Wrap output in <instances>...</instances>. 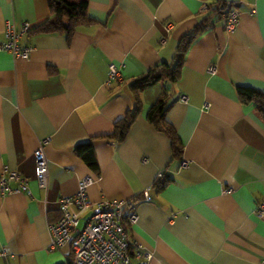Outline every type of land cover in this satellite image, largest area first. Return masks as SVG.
I'll list each match as a JSON object with an SVG mask.
<instances>
[{
	"label": "crops",
	"instance_id": "1",
	"mask_svg": "<svg viewBox=\"0 0 264 264\" xmlns=\"http://www.w3.org/2000/svg\"><path fill=\"white\" fill-rule=\"evenodd\" d=\"M229 1L238 12L231 32L224 13L213 11L216 0H88L90 20L67 38L29 32L51 17L49 0H0V43L7 22L16 29L27 23L19 44L30 48L28 59L0 50V172L22 173L31 192L0 193V264H66L70 247L50 249L48 226L60 199L85 177L93 180L87 191L94 203L139 198L137 221L124 225L131 241L153 253L150 264H261L264 213L255 209L264 200V117L239 101L236 88L264 93V0ZM206 18L178 80L141 92L124 141L106 137L135 107L132 82L171 63L181 38ZM110 64L120 80L108 79ZM163 89L165 121L182 146L176 159L170 137L147 120ZM41 141L47 191L34 172ZM85 142L93 144L97 172L75 153ZM163 171L171 181L156 191Z\"/></svg>",
	"mask_w": 264,
	"mask_h": 264
},
{
	"label": "built area",
	"instance_id": "2",
	"mask_svg": "<svg viewBox=\"0 0 264 264\" xmlns=\"http://www.w3.org/2000/svg\"><path fill=\"white\" fill-rule=\"evenodd\" d=\"M223 13L224 28L231 32L235 28L238 12L231 3H227ZM28 30L27 23H23L20 29H16L13 23L7 22L0 50L28 59L30 48L21 47L19 44L20 38ZM213 70V67L209 66L208 71L213 72ZM108 79H121L117 65H109ZM181 99L185 100V97L182 96ZM45 142H39L33 152V159L37 185L40 189L47 191L49 178L48 159L44 151ZM187 165L188 161L181 159L180 167L185 168ZM161 174L162 172H159L157 176ZM92 182L90 177L79 180L75 194L60 199L59 217L48 226L50 249H59L68 245L71 254L66 264H150L153 253L145 251L141 245L131 241L124 225L125 222L132 225L137 221L136 205L140 201L139 198L104 197L94 203L89 199L87 191V187ZM14 192L31 195L28 178L5 166L0 172V193L3 196ZM142 197L144 200H151L147 190L142 193ZM87 210H91V214L80 226L81 217ZM255 212L259 216L264 213V200L257 203ZM261 264H264V260Z\"/></svg>",
	"mask_w": 264,
	"mask_h": 264
},
{
	"label": "trees",
	"instance_id": "3",
	"mask_svg": "<svg viewBox=\"0 0 264 264\" xmlns=\"http://www.w3.org/2000/svg\"><path fill=\"white\" fill-rule=\"evenodd\" d=\"M229 0H216L213 11L221 14L226 8ZM232 5V3H231ZM51 17L30 29L32 34L65 33L70 38L76 27L85 21H89L87 15L88 0H49ZM209 18L200 21L190 33L185 34L179 41L174 59L171 63L160 62L149 69L144 75L135 79L130 85V91L135 102V107L124 117L114 123L113 132L106 137L117 142H122L128 135L131 125L135 121L141 107V92L161 81L171 85L178 80L183 65V57L193 41L201 35L209 26ZM167 90L163 89L156 102L150 107L147 113V120L158 130L166 133L171 139V150L173 159L180 158L182 146L177 139L173 128L165 121V111L168 106ZM237 97L241 103H253L257 113L264 117V93L249 87L238 86ZM75 153L93 171H98L93 144L91 142L80 143L75 147ZM171 179L166 172L157 176L154 181L156 191L164 189ZM127 224V223H126Z\"/></svg>",
	"mask_w": 264,
	"mask_h": 264
},
{
	"label": "water",
	"instance_id": "4",
	"mask_svg": "<svg viewBox=\"0 0 264 264\" xmlns=\"http://www.w3.org/2000/svg\"><path fill=\"white\" fill-rule=\"evenodd\" d=\"M170 88V86L169 85H167V89H169Z\"/></svg>",
	"mask_w": 264,
	"mask_h": 264
},
{
	"label": "rangeland",
	"instance_id": "5",
	"mask_svg": "<svg viewBox=\"0 0 264 264\" xmlns=\"http://www.w3.org/2000/svg\"><path fill=\"white\" fill-rule=\"evenodd\" d=\"M81 224H83V221H81ZM80 226H82V225H80Z\"/></svg>",
	"mask_w": 264,
	"mask_h": 264
}]
</instances>
